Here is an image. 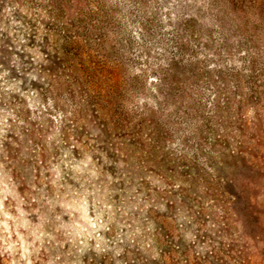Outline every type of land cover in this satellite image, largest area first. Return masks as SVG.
<instances>
[{"label":"rangeland","instance_id":"374dc122","mask_svg":"<svg viewBox=\"0 0 264 264\" xmlns=\"http://www.w3.org/2000/svg\"><path fill=\"white\" fill-rule=\"evenodd\" d=\"M0 264H264V0H0Z\"/></svg>","mask_w":264,"mask_h":264}]
</instances>
